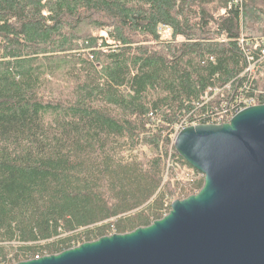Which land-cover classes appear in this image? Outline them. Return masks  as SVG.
Returning a JSON list of instances; mask_svg holds the SVG:
<instances>
[{"label":"trees","instance_id":"obj_1","mask_svg":"<svg viewBox=\"0 0 264 264\" xmlns=\"http://www.w3.org/2000/svg\"><path fill=\"white\" fill-rule=\"evenodd\" d=\"M263 50L264 0H0V264L148 227L199 193L176 128L264 105Z\"/></svg>","mask_w":264,"mask_h":264},{"label":"water","instance_id":"obj_2","mask_svg":"<svg viewBox=\"0 0 264 264\" xmlns=\"http://www.w3.org/2000/svg\"><path fill=\"white\" fill-rule=\"evenodd\" d=\"M174 148L199 193L148 227L19 264H264V105L186 127Z\"/></svg>","mask_w":264,"mask_h":264},{"label":"built area","instance_id":"obj_3","mask_svg":"<svg viewBox=\"0 0 264 264\" xmlns=\"http://www.w3.org/2000/svg\"><path fill=\"white\" fill-rule=\"evenodd\" d=\"M262 55L264 56V50L262 51ZM248 61H249V66L246 69L245 73L252 74L255 71V64L253 63L252 57H249L248 58ZM206 97H207V95H206ZM237 102H238V104H237L238 108L237 109H235V108H233L232 110L223 109L222 111H220V112L218 111V112L215 113L214 117H215V119L217 121V124L228 123L240 111H242V110H244L246 108H249V107H252V106H256L257 105L256 100L253 97L248 98V99H245V100L244 99H240V101L238 100ZM226 120L228 122H225ZM193 126H195V125H193ZM186 127H188V125L181 124V125H179L176 128L175 136H174V142H175L176 137L178 136V134L182 130H184ZM201 176H203V175L201 174Z\"/></svg>","mask_w":264,"mask_h":264},{"label":"rangeland","instance_id":"obj_4","mask_svg":"<svg viewBox=\"0 0 264 264\" xmlns=\"http://www.w3.org/2000/svg\"><path fill=\"white\" fill-rule=\"evenodd\" d=\"M170 33V30H167L166 32H165V34H169Z\"/></svg>","mask_w":264,"mask_h":264}]
</instances>
